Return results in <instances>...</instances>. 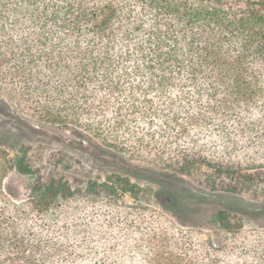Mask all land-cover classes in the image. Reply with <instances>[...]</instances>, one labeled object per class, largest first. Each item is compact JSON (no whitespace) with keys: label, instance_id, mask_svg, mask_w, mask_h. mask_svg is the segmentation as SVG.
I'll use <instances>...</instances> for the list:
<instances>
[{"label":"trees","instance_id":"1","mask_svg":"<svg viewBox=\"0 0 264 264\" xmlns=\"http://www.w3.org/2000/svg\"><path fill=\"white\" fill-rule=\"evenodd\" d=\"M0 82L40 118L214 190L236 192L264 168V0H0ZM11 161L7 170L35 173L26 151ZM4 172L0 158V264H264L162 229L128 176L90 180L106 203L82 220L79 207L62 214L77 193L64 177H39L18 203ZM231 213L212 220L239 229Z\"/></svg>","mask_w":264,"mask_h":264},{"label":"rangeland","instance_id":"2","mask_svg":"<svg viewBox=\"0 0 264 264\" xmlns=\"http://www.w3.org/2000/svg\"><path fill=\"white\" fill-rule=\"evenodd\" d=\"M212 134L204 131L200 139L202 146L215 150L216 138ZM19 149L26 151L35 173L7 170ZM0 158L6 166V188L18 203L33 196L31 188L39 177L42 180L64 177L77 191L75 203L62 208L64 218L79 207L82 215L77 214L82 220L97 219L98 209L106 200L94 197L86 189L88 182L104 181L113 173L122 174L144 190L139 196L147 201L139 211L157 219L162 229L175 232L197 247L198 244L204 249L211 247L225 254L224 260L230 262L256 263L258 257L254 253L264 255V168L257 170L259 178L255 182L242 184L236 192L214 190L202 183L199 176L168 173L147 154L110 147L94 131L40 118L19 104L5 82H0ZM221 209L231 211L232 218H243L242 226L231 231L219 228L212 217Z\"/></svg>","mask_w":264,"mask_h":264}]
</instances>
